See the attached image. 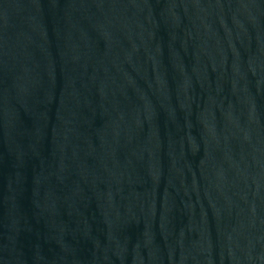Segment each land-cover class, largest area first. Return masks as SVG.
I'll use <instances>...</instances> for the list:
<instances>
[{
  "label": "water",
  "instance_id": "1",
  "mask_svg": "<svg viewBox=\"0 0 264 264\" xmlns=\"http://www.w3.org/2000/svg\"><path fill=\"white\" fill-rule=\"evenodd\" d=\"M0 264H264V0H0Z\"/></svg>",
  "mask_w": 264,
  "mask_h": 264
}]
</instances>
